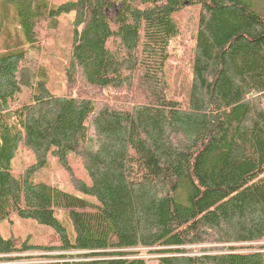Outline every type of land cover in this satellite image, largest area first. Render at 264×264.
<instances>
[{"label": "trees", "instance_id": "obj_1", "mask_svg": "<svg viewBox=\"0 0 264 264\" xmlns=\"http://www.w3.org/2000/svg\"><path fill=\"white\" fill-rule=\"evenodd\" d=\"M49 3L16 0L18 25L38 45L49 18L75 13L65 92L23 78L26 50L0 53V223L34 221L52 241L0 235V264H146L134 249L159 264H264V1ZM194 7L178 99L165 66L175 16ZM52 162L70 192L36 179Z\"/></svg>", "mask_w": 264, "mask_h": 264}, {"label": "rangeland", "instance_id": "obj_2", "mask_svg": "<svg viewBox=\"0 0 264 264\" xmlns=\"http://www.w3.org/2000/svg\"><path fill=\"white\" fill-rule=\"evenodd\" d=\"M74 0H50V10H56L60 5ZM264 1V0H263ZM118 6L108 11L114 18ZM199 9L197 7L187 9L175 16L179 29V35L173 39L170 45V58L165 66V78L168 83V91L171 96L183 99L190 85V61L192 51V38L197 25ZM75 13H61L48 19L46 30L41 34L39 44L29 46L22 37V28L18 25L16 12V0H0V53L7 49H24L27 58L24 61L22 76L28 80L35 73L47 77V86L52 94L58 95L65 92V64L68 59L70 40L73 29ZM41 41V42H40ZM30 155L21 151L13 162V171L21 173L27 166ZM83 176L82 171L77 172ZM36 179L48 182L61 190L70 192L71 186L67 175L60 167L52 162L43 172L36 175ZM61 218V214H60ZM52 231L47 226H42L34 221L11 216L9 221L0 223V235L4 238L28 240L32 244H47L52 241ZM138 254L134 257L143 258L146 264H159L160 255L148 254V249H134ZM44 253L21 254V256H39ZM34 263L46 262V259H36ZM16 261L15 263H18Z\"/></svg>", "mask_w": 264, "mask_h": 264}]
</instances>
